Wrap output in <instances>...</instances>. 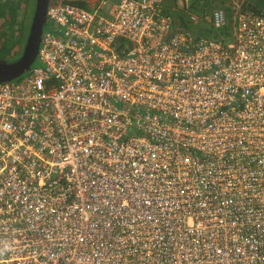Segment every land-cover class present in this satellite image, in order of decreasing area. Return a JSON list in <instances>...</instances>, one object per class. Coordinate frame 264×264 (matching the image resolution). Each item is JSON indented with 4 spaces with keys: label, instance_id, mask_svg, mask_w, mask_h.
I'll return each instance as SVG.
<instances>
[{
    "label": "built area",
    "instance_id": "1",
    "mask_svg": "<svg viewBox=\"0 0 264 264\" xmlns=\"http://www.w3.org/2000/svg\"><path fill=\"white\" fill-rule=\"evenodd\" d=\"M85 2L0 81V264H264V12Z\"/></svg>",
    "mask_w": 264,
    "mask_h": 264
},
{
    "label": "trees",
    "instance_id": "2",
    "mask_svg": "<svg viewBox=\"0 0 264 264\" xmlns=\"http://www.w3.org/2000/svg\"><path fill=\"white\" fill-rule=\"evenodd\" d=\"M86 5L85 0H70ZM240 10L264 12V0H163L162 11L171 15L175 28H186L196 35H204L227 42L232 39V25L236 6ZM35 0H0V58L18 52L23 47L33 14ZM222 8L226 23L215 27L210 22L213 9ZM195 14L197 18H192ZM205 25V27H202ZM18 49V50H17ZM17 50V51H16Z\"/></svg>",
    "mask_w": 264,
    "mask_h": 264
},
{
    "label": "water",
    "instance_id": "3",
    "mask_svg": "<svg viewBox=\"0 0 264 264\" xmlns=\"http://www.w3.org/2000/svg\"><path fill=\"white\" fill-rule=\"evenodd\" d=\"M48 0H35L33 14L22 50L18 56L11 60L0 58V81L11 80L27 69L34 61L43 30L47 21L46 13Z\"/></svg>",
    "mask_w": 264,
    "mask_h": 264
},
{
    "label": "rangeland",
    "instance_id": "4",
    "mask_svg": "<svg viewBox=\"0 0 264 264\" xmlns=\"http://www.w3.org/2000/svg\"><path fill=\"white\" fill-rule=\"evenodd\" d=\"M183 3H187V0H178V4L181 6ZM202 27H205V25H202ZM18 50V49H17ZM16 50V51H17ZM21 50H22V48L20 49V50H18V52H16V53H14V54H9L8 56H7V58L8 59H10V58H12V57H16V56H18L19 54H20V52H21ZM38 62V61H37ZM36 62V63H37Z\"/></svg>",
    "mask_w": 264,
    "mask_h": 264
},
{
    "label": "crops",
    "instance_id": "5",
    "mask_svg": "<svg viewBox=\"0 0 264 264\" xmlns=\"http://www.w3.org/2000/svg\"><path fill=\"white\" fill-rule=\"evenodd\" d=\"M165 1V0H164Z\"/></svg>",
    "mask_w": 264,
    "mask_h": 264
}]
</instances>
